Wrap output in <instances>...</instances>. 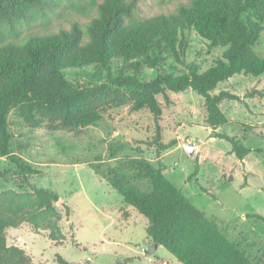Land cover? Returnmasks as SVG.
<instances>
[{
    "label": "rangeland",
    "instance_id": "374dc122",
    "mask_svg": "<svg viewBox=\"0 0 264 264\" xmlns=\"http://www.w3.org/2000/svg\"><path fill=\"white\" fill-rule=\"evenodd\" d=\"M127 1L134 3L127 26L169 14L179 3L190 2ZM102 2L41 0L31 19L20 23L16 31L22 38L69 30L74 23L85 26L96 16ZM182 34L183 42L176 55L168 51L159 57L163 69L174 76L185 73L191 65L203 72L226 50L210 46L191 29ZM253 50L264 56V26ZM120 71L121 66L116 64L109 71L94 65L63 71L73 83L106 84L124 96L123 106L108 110L99 122L78 135L29 129L14 110L9 112L11 154L39 174L25 175L27 183L11 160L0 157V203L15 208L20 217L17 228L5 231L7 245L21 248L32 264H57V256L71 264H179L163 247L152 245L146 236L147 220L125 206L90 167L130 171L134 161L143 160L160 167L165 178L254 264H264V222L255 218L264 217V97L258 95L264 93V75H236L211 92H227L240 98L220 103L227 123L216 129L207 124L203 99L193 90L173 93L163 89L154 96L161 109L157 118L161 141H175L176 145L159 152L152 145L153 114L147 106L134 108L145 93L111 84ZM155 73L146 69L139 80L149 82ZM213 132L235 139L249 154L236 159L230 144L213 138ZM33 188L52 190L60 201L38 197ZM124 260L128 261L123 263Z\"/></svg>",
    "mask_w": 264,
    "mask_h": 264
},
{
    "label": "trees",
    "instance_id": "16d2710c",
    "mask_svg": "<svg viewBox=\"0 0 264 264\" xmlns=\"http://www.w3.org/2000/svg\"><path fill=\"white\" fill-rule=\"evenodd\" d=\"M40 4L41 0H0V157L14 163L25 182V175L39 172L11 154L7 121L11 110L29 129L78 135L99 122L108 110L124 105L123 94L106 84L92 86L67 80L63 74L67 69L94 65L109 71L111 65H120L121 71L111 84L145 93L134 108L147 106L153 114L152 145L159 152L176 145L175 141H161L157 123L161 109L154 96L163 89L173 93L193 90L203 99L207 124L216 129L227 123L220 103L240 98L227 92H211L236 75H264V56L253 50L264 26V0H190L179 3L169 14L130 26L126 21L133 16V2L103 0L96 16L85 26L74 23L69 30L20 38L16 27L29 21ZM186 29L193 30L210 46L226 50L205 71L199 72L191 65L185 73L174 76L163 69L159 57L168 51L176 55ZM146 69L155 70V76L149 82H141L139 77ZM258 95L264 97V93ZM212 136L229 143L231 154L238 160L249 154L233 138L215 132ZM134 165L130 171L90 167L122 198L125 206L147 220L146 236L153 246L163 247L179 264H254L165 178L160 167L143 160L134 161ZM32 191L48 201H60L52 190ZM64 209L68 214V207ZM255 218L264 222L262 216ZM19 224L18 211L0 203V264H32L21 248L8 246L5 240V231ZM56 260L57 264H71L60 256Z\"/></svg>",
    "mask_w": 264,
    "mask_h": 264
},
{
    "label": "water",
    "instance_id": "95a60500",
    "mask_svg": "<svg viewBox=\"0 0 264 264\" xmlns=\"http://www.w3.org/2000/svg\"><path fill=\"white\" fill-rule=\"evenodd\" d=\"M155 247H156V246H155ZM155 247H154V248H155Z\"/></svg>",
    "mask_w": 264,
    "mask_h": 264
}]
</instances>
